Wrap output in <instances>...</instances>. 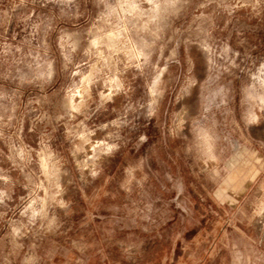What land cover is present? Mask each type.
Returning a JSON list of instances; mask_svg holds the SVG:
<instances>
[{"label": "rangeland", "instance_id": "rangeland-1", "mask_svg": "<svg viewBox=\"0 0 264 264\" xmlns=\"http://www.w3.org/2000/svg\"><path fill=\"white\" fill-rule=\"evenodd\" d=\"M0 264H264V0H0Z\"/></svg>", "mask_w": 264, "mask_h": 264}]
</instances>
